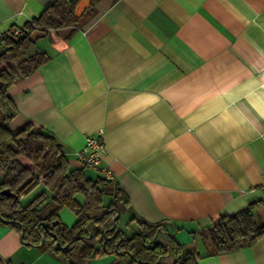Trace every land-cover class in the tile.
Wrapping results in <instances>:
<instances>
[{"label":"crops","instance_id":"1","mask_svg":"<svg viewBox=\"0 0 264 264\" xmlns=\"http://www.w3.org/2000/svg\"><path fill=\"white\" fill-rule=\"evenodd\" d=\"M54 1L0 0V30ZM76 13L38 39L51 58L8 88L10 127H42L75 167L85 137L101 131V165L128 207L203 253L190 231L264 199V0H79ZM57 214L68 227L77 220L65 206ZM128 216L119 227L130 236ZM0 264L69 263L0 222ZM82 264L150 263L112 252ZM194 264H264V235Z\"/></svg>","mask_w":264,"mask_h":264},{"label":"trees","instance_id":"2","mask_svg":"<svg viewBox=\"0 0 264 264\" xmlns=\"http://www.w3.org/2000/svg\"><path fill=\"white\" fill-rule=\"evenodd\" d=\"M78 2L55 0L38 16L19 26V34L0 40V214L22 226V242L38 244L43 236L42 245L60 254L69 264H82L87 258L118 251L128 252L131 263L153 264L172 256L173 264H194L202 254L227 252L264 235V221L256 215L258 207L264 209V199H261L233 214L214 213L209 224L190 231L193 240L203 245V253L196 247H186L172 233L164 234L166 242H156L161 235L158 229H165L164 225L137 217L114 180L98 173L90 175L87 167L72 166L61 143L42 127L30 121L10 127L9 122L17 111L8 88L51 58L36 43L50 30L79 22ZM40 186L38 193L27 202L21 200ZM3 189H9L14 195L1 193ZM49 201L53 206L43 214ZM64 206L77 217L70 227L57 214ZM118 212L116 226L110 229ZM124 214H129L124 225L129 227L134 223L136 229L122 238L119 226ZM98 215L88 228L93 236L87 238L86 226ZM9 225L20 233L17 223Z\"/></svg>","mask_w":264,"mask_h":264},{"label":"built area","instance_id":"3","mask_svg":"<svg viewBox=\"0 0 264 264\" xmlns=\"http://www.w3.org/2000/svg\"><path fill=\"white\" fill-rule=\"evenodd\" d=\"M20 33L19 26H13L6 30H0V40L11 35ZM105 152L101 140V131L96 135H87L84 145L76 151L75 159L82 167H87L106 179L113 180L111 171L101 165V156Z\"/></svg>","mask_w":264,"mask_h":264},{"label":"water","instance_id":"4","mask_svg":"<svg viewBox=\"0 0 264 264\" xmlns=\"http://www.w3.org/2000/svg\"><path fill=\"white\" fill-rule=\"evenodd\" d=\"M1 193H3V194H9V195H14L9 189H3V190H1ZM99 216H100V215H98V216L92 218V219L88 222V224H87V226H86L87 238H91V237L93 236L92 231L89 230L88 228H89V226H90L92 223H94V222L98 219ZM119 216H120V212H118V213L115 215V217L113 218V223H112V226H111L110 229H114V228H115V226H116V220L119 218ZM0 222H2V223H4V224L17 223V224L21 227V231H20V239L22 240V237H23V228H22V226H21L17 221H15V220H13V219L5 218V217H3V216L0 214ZM41 224H42L43 226H45V227L47 226V223H46V222H42ZM119 230H121V231L123 232V237H122V238H124V236H125V231H123L121 228H120ZM158 233H161V234H171L170 232H167V231H166L165 229H163V228H159V229H158ZM158 233H156V234L154 235L153 240L156 239ZM52 234H53V233H52ZM54 236L57 238V236H56L55 234H54ZM174 237H175V236H174ZM79 238H80V236L76 237V239H79ZM109 238H110V237H109ZM159 241H161V240L158 239L156 242H159ZM43 243H44V237L42 236L41 239H40L39 244H43ZM66 246H68V245H66ZM182 252H183V251H182ZM117 253L122 254L123 252H122V251H118ZM126 253L129 254L128 252H126ZM159 263H160L159 260L155 262V264H159ZM172 264H173V263H172Z\"/></svg>","mask_w":264,"mask_h":264},{"label":"rangeland","instance_id":"5","mask_svg":"<svg viewBox=\"0 0 264 264\" xmlns=\"http://www.w3.org/2000/svg\"><path fill=\"white\" fill-rule=\"evenodd\" d=\"M83 2V1H82ZM89 170V168L87 169ZM90 171V170H89ZM92 172V171H91ZM93 173V172H92ZM94 174V173H93ZM40 190V187H38L36 190H34L33 192H31L30 194H28L27 196H29L31 199L36 193H38V191ZM25 196V197H27ZM69 209V208H67ZM70 210V209H69ZM71 211V210H70ZM256 215H258V218L260 219V221H264V209H262V207H258L256 210Z\"/></svg>","mask_w":264,"mask_h":264}]
</instances>
